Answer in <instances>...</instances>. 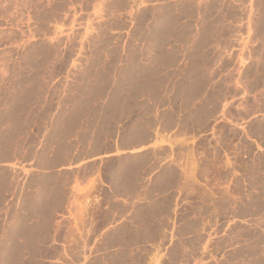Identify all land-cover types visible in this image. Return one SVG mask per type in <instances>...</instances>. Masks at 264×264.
Returning a JSON list of instances; mask_svg holds the SVG:
<instances>
[{
	"label": "rangeland",
	"instance_id": "obj_1",
	"mask_svg": "<svg viewBox=\"0 0 264 264\" xmlns=\"http://www.w3.org/2000/svg\"><path fill=\"white\" fill-rule=\"evenodd\" d=\"M263 85L264 0H0V220L15 223H0V264H49L19 255L17 220L62 193L61 170L87 155L82 168L104 176L150 169V156H102L214 118L238 128L191 142L188 210L223 222L212 240L172 242L160 264H264Z\"/></svg>",
	"mask_w": 264,
	"mask_h": 264
},
{
	"label": "crops",
	"instance_id": "obj_2",
	"mask_svg": "<svg viewBox=\"0 0 264 264\" xmlns=\"http://www.w3.org/2000/svg\"><path fill=\"white\" fill-rule=\"evenodd\" d=\"M23 82L24 79L12 88L24 89ZM259 93L256 91L253 96ZM262 97L264 105V85ZM253 112L264 114V107ZM222 123L231 129L238 128L232 122L214 118L194 135L185 130L183 122L176 121L165 131L152 128L144 146L114 143L118 150L105 153L103 160L127 158L138 162L150 156V169L131 170L129 176L122 169L104 176L102 170L82 168L93 162L94 155L79 158L81 164L61 170L71 176L69 183L62 185V193L58 192L55 200L42 195L37 202L38 216L17 220L27 231L15 238L24 247L19 255L37 257L49 264H143L138 259L146 253L145 264H160L174 241L212 240L214 227L222 224L223 219L189 212L192 171L188 150L200 136L217 134ZM158 148H166L167 152L155 153ZM200 188L196 185L193 189ZM7 205L9 208L10 202ZM41 210H50L48 220ZM1 219V224L14 223L10 217ZM177 264L194 262L182 259Z\"/></svg>",
	"mask_w": 264,
	"mask_h": 264
}]
</instances>
